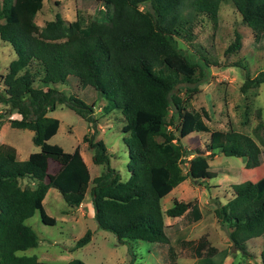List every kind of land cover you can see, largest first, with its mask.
Masks as SVG:
<instances>
[{
    "label": "trees",
    "instance_id": "16d2710c",
    "mask_svg": "<svg viewBox=\"0 0 264 264\" xmlns=\"http://www.w3.org/2000/svg\"><path fill=\"white\" fill-rule=\"evenodd\" d=\"M99 1L112 7L106 20L84 23L77 16L67 21L56 12L53 19L40 26L34 16L43 0H0V38L9 42L16 54L7 71L0 74V103L8 113H0V125L6 117L12 126L33 130V142L42 144L55 131V118L48 112L65 105L88 122L82 139L92 149V160L103 165L101 172L90 179L78 145L72 151L43 148L18 159L13 145L0 143V264H51L35 254L18 252L38 243L36 232L26 223L36 209L43 222H56L43 205L50 186L57 187L70 206H78L89 191L98 228L113 232L119 243L127 245L132 258L137 242L144 240L167 245L168 256L173 259L176 251L170 240L177 226L166 224L164 214H183L193 222L201 218L202 212L197 200L177 198L163 210L158 170H166V182L172 187L188 175L194 180L215 177L208 157L218 152L245 157L246 167L264 164V136L256 132L260 146L250 134L234 128L212 129L205 121L208 112L204 107H189L206 78L203 76L209 71L210 59L204 53L188 55L175 36L192 32L190 21L198 19L189 11L204 13L214 21L222 0ZM231 1L253 29L254 42L264 48V0ZM240 38L235 29L226 51L238 49ZM227 64L239 65L235 61ZM70 75L106 99L104 113L123 115L129 128L123 136L128 153L127 178L122 179L119 170L110 164L105 142L96 138L99 129L93 101L89 103L57 86ZM263 81L264 70H260L253 77L246 76L241 89L246 91ZM170 124L178 129L179 137ZM192 131L210 132L205 147L208 153L198 147L185 149L180 137ZM193 152L184 171V155ZM50 159L60 164L52 174L47 171ZM25 177L34 184L22 186L20 179ZM232 190L233 195L225 202H214V211L231 228L233 245L248 254L234 229L253 226L257 235L264 232V175L235 182ZM91 235L92 230L86 229L72 248L89 242ZM178 240L196 256H204L207 264H218L213 257L219 249L207 233L197 240ZM261 257L264 264L263 251ZM63 264L87 263L72 258Z\"/></svg>",
    "mask_w": 264,
    "mask_h": 264
},
{
    "label": "rangeland",
    "instance_id": "374dc122",
    "mask_svg": "<svg viewBox=\"0 0 264 264\" xmlns=\"http://www.w3.org/2000/svg\"><path fill=\"white\" fill-rule=\"evenodd\" d=\"M84 0H43L42 7L34 16V21L42 26L46 21L53 19L56 12L70 21L82 17L84 23L91 19L106 20L112 14L111 5L94 0L85 5ZM186 13V12H185ZM188 13V12H187ZM190 16L196 19L190 21L192 32L185 36H175L180 48L188 55H201L204 53L210 59L209 77L200 84V91L190 99L189 107L200 110L204 107L208 112L206 123L212 129L234 128L250 134L259 144L256 132L264 136V81L257 86L242 91L241 84L246 76L253 77L260 70H264V48L254 42L253 29L242 20L241 14L231 0H222L219 15L210 21L204 13L189 11ZM201 19V20H200ZM241 34L240 46L233 51H226L228 43L234 38V30ZM178 37V38H177ZM11 53L13 54L11 57ZM15 52L12 45L0 38V74L8 69L10 58ZM237 62L239 65H227ZM207 76L204 74L203 77ZM208 78V79H207ZM1 86V85H0ZM60 89L75 93L84 100L94 103V113L97 116L98 134L105 142L110 154V164L120 171L124 179L128 176L126 161L127 147L122 136L129 132L128 125L120 112L104 113L102 110L106 99L95 92L92 87L82 86L75 76L68 77L65 83L57 85ZM0 113L6 116V106L0 103ZM55 118V131L46 140L43 147L33 142L32 137L23 136L27 128L10 127L6 135L16 140V148L26 151H39L41 148L49 150L72 151L78 144H82L84 133L88 130V122L72 108L59 105L51 113ZM175 134L179 131L175 125L170 124ZM169 125V126H170ZM19 132V136L17 133ZM16 134V135H15ZM26 134V133H25ZM209 131H192L180 137L185 149L195 147L205 150L209 138ZM8 136L6 138H8ZM9 140V139H7ZM1 142V136H0ZM79 146V145H78ZM260 146H262L260 144ZM83 152L87 160L91 177L99 174L103 165L92 160V149L84 146ZM208 153L207 150H205ZM195 153L184 155L182 168L188 169V159ZM21 159L20 155H18ZM209 168L217 175L207 180H194L187 176L184 182L172 189L166 182L167 172L159 169V188L164 197L161 199L162 209L170 206L174 197L180 199H196L200 204L202 216L200 219L189 222L185 218L174 217L173 221L179 224V230L170 240L175 248V258L168 256L167 245H159L140 240L136 244L135 256L127 249L126 244L119 243L116 235L108 230L98 228L91 210L86 203L70 206L55 186L49 187L43 205L48 214L56 218L54 224L41 220L39 210L26 219L38 236L36 246L19 251L24 254H35L38 259L46 260L51 264H63L72 258H80L87 264H207L205 257L193 254L190 248L182 246L177 237L197 240L203 233L208 234L211 243L219 249L213 257L218 264H262V251L264 252V232L255 233L253 226L236 227L234 233L239 241L244 242L246 253L235 247L229 236V228L215 213V201L225 202L233 195L232 184L245 178L256 180L264 174V164L246 167L245 158L236 155H226L222 152L208 157ZM49 174L58 165L54 159L49 162ZM202 181V182H199ZM20 184H34L29 177L21 178ZM91 185V183H90ZM89 185V186H90ZM173 187V186H172ZM170 188V189H169ZM169 189V191H168ZM169 192V193H168ZM87 192V196L89 195ZM88 199H86L87 201ZM92 230L91 239L85 245L72 248L77 238L86 229Z\"/></svg>",
    "mask_w": 264,
    "mask_h": 264
},
{
    "label": "crops",
    "instance_id": "0c3cea01",
    "mask_svg": "<svg viewBox=\"0 0 264 264\" xmlns=\"http://www.w3.org/2000/svg\"><path fill=\"white\" fill-rule=\"evenodd\" d=\"M37 13V12H36ZM36 15V14H35ZM75 19V18H74ZM73 20V19H72ZM71 21V20H70ZM13 48V47H12ZM10 54H11V57H13L12 55V53H11V51H10ZM16 55V54H15ZM13 59V58H12ZM10 61H11V58H10ZM9 61V62H10ZM227 65H230V64H227ZM208 72H207V76L206 77H209V75L211 74V71H210V66H209V68H208ZM70 76H72V75H70ZM69 76V77H70ZM208 79V78H207ZM206 80V78L203 80V82ZM202 82V83H203ZM201 83V84H202ZM201 90V89H200ZM199 92V91H198ZM54 111V110H53ZM113 112V111H112ZM51 113H52V111H50V112H48V114H50L51 115ZM209 118V117H208ZM207 118V119H208ZM12 126L11 124H10V121L8 120V118H4L3 119V121H2V123H1V125H0V136H1V142L0 143H9V144H11V145H13L14 147H15V149H16V157L19 159V157H18V155H20V157H21V159H26V158H28L29 157V155H30V153L31 152H33V151H31V150H28V151H26V153L23 151V149L22 150H19L18 148H16V140L15 139H11V138H9V136L8 135H6V132H8V130H10V127H8V126ZM12 127H15V126H12ZM98 127H99V125H98ZM17 128H25L26 129V127H17ZM12 130H10V132H11ZM100 131V130H99ZM99 131H98V133H99ZM26 133V134H25ZM25 133H22V135L23 136H31V137H33V134H34V132H33V130H31L30 128H27V130H26V132ZM16 135V134H15ZM20 134H19V132L17 133V136H19ZM99 135L100 134H97V136H96V138H100L99 137ZM126 135V134H125ZM8 136V138H6ZM124 136V135H123ZM123 136H122V140H123ZM7 139H9V140H7ZM32 140H33V138H32ZM46 142V141H45ZM45 142L44 143H42V144H37L39 147H43V145L45 144ZM79 145V149H80V153H81V155H82V157H83V159H84V161H85V163L87 164V160L85 159V156H84V152H83V148H81V146L82 147H84V146H88V143L86 142V141H82V144H78ZM41 149H43V148H41ZM108 149V148H107ZM217 154V153H216ZM245 158V157H244ZM209 161V160H208ZM49 162H50V160H49ZM57 162V161H56ZM245 162H246V158H245ZM245 162H244V164H245ZM50 164V163H49ZM49 164H48V169H49ZM98 164V163H97ZM102 165V164H101ZM55 166V170H54V172L53 173H55L58 169H59V167H60V164H58V165H54ZM87 166H88V164H87ZM117 169V168H116ZM102 170V169H101ZM49 171V170H48ZM90 172V171H89ZM101 172V171H100ZM99 172V173H100ZM120 172V171H119ZM166 172V171H165ZM128 175H129V172H128ZM264 175V174H263ZM121 176V175H120ZM94 177V176H93ZM93 177H91V174H90V179L91 178H93ZM128 177V176H127ZM126 177V178H127ZM122 178V177H121ZM123 179V178H122ZM125 179V178H124ZM207 179H209V178H207ZM207 179H204V180H207ZM185 180V179H184ZM184 180H182L181 181V183L182 182H184ZM199 182H202V181H199ZM90 183H91V180H90V182H89V185H90ZM180 183V184H181ZM179 184V183H178ZM177 184V185H178ZM179 184V185H180ZM178 185V186H179ZM51 187V186H50ZM90 187V186H89ZM89 187H88V189H89ZM172 189L174 188V189H176V185L175 186H173V187H171ZM49 189V188H48ZM170 189V188H169ZM169 189H168V191H169ZM171 189V190H172ZM170 190V191H171ZM169 191V192H170ZM88 192V191H87ZM87 192H86V194H85V198H84V200L77 206V207H79L80 205H83L84 203H86V205L85 206H87L88 207V209H90L91 210V214L93 215L94 214V210H93V206H92V203H91V196H87ZM168 192V193H169ZM160 194H161V199L164 197V193H162L161 192V190H160ZM90 195V194H89ZM175 198H177V199H180V198H178V197H174L173 198V200L175 199ZM86 199H88L87 201H86ZM181 200H186V199H181ZM196 200V199H195ZM198 201V200H197ZM199 203V202H198ZM172 204H173V202H172ZM171 204V205H172ZM84 206V205H83ZM162 206V205H161ZM169 207V206H168ZM199 207H200V204H199ZM167 208V207H166ZM166 208H164L163 210H165ZM174 217H176V218H183V214L182 215H178V216H169V215H166V214H164V222L166 223V224H175L176 226H177V231L180 229L179 228V224L175 221H173V219H174ZM177 233V232H176ZM175 236V235H174ZM173 236V237H174ZM172 237V238H173ZM207 237H208V234H207ZM178 238H184V237H177L176 238V240H178ZM186 239V238H185ZM209 239V238H208ZM210 240V239H209ZM179 241V240H178ZM85 245V244H84ZM173 245V244H172ZM19 252V251H18ZM20 253V252H19Z\"/></svg>",
    "mask_w": 264,
    "mask_h": 264
}]
</instances>
